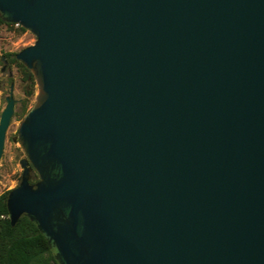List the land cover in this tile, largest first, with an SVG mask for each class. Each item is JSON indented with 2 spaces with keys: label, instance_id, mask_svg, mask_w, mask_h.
<instances>
[{
  "label": "water",
  "instance_id": "water-1",
  "mask_svg": "<svg viewBox=\"0 0 264 264\" xmlns=\"http://www.w3.org/2000/svg\"><path fill=\"white\" fill-rule=\"evenodd\" d=\"M0 18L36 37L15 55L37 92L12 224L56 264H264V0H0Z\"/></svg>",
  "mask_w": 264,
  "mask_h": 264
},
{
  "label": "rangeland",
  "instance_id": "rangeland-1",
  "mask_svg": "<svg viewBox=\"0 0 264 264\" xmlns=\"http://www.w3.org/2000/svg\"><path fill=\"white\" fill-rule=\"evenodd\" d=\"M36 37L31 32L20 30V27L11 24L0 25V114L6 105L5 97L8 95L9 85L13 83V96L16 99L14 106V115L6 131V137L3 146V152L0 157V195L15 187L21 178V161L26 158L21 144L13 141L17 136L20 121L23 118L21 111V100L25 97L24 89H34V94L29 97L28 109L34 102L37 92L36 84L31 85L24 77V70L16 63H6L5 71H1L3 62L1 58L6 53H17L23 48L32 45ZM12 77L8 79V73Z\"/></svg>",
  "mask_w": 264,
  "mask_h": 264
},
{
  "label": "trees",
  "instance_id": "trees-1",
  "mask_svg": "<svg viewBox=\"0 0 264 264\" xmlns=\"http://www.w3.org/2000/svg\"><path fill=\"white\" fill-rule=\"evenodd\" d=\"M1 24L6 23L0 18ZM20 30L25 31L20 26ZM16 53H6L4 60L16 63L24 70V77L34 86L35 80L30 71L15 58ZM25 97L21 102L23 115L28 110L29 97L34 94V89H24ZM38 179L37 173L31 168V180L33 183ZM10 190L0 195V264H56L49 249L48 242L41 235L37 227L25 215H21L12 224L8 218L6 198Z\"/></svg>",
  "mask_w": 264,
  "mask_h": 264
},
{
  "label": "flooded vegetation",
  "instance_id": "flooded-vegetation-1",
  "mask_svg": "<svg viewBox=\"0 0 264 264\" xmlns=\"http://www.w3.org/2000/svg\"><path fill=\"white\" fill-rule=\"evenodd\" d=\"M1 61L3 62V65L1 67V71L4 72L5 71V64L7 63L5 60H4V57L1 58ZM12 77V74L11 72L8 73V79H10ZM13 85V83L11 82L10 85H9V90H10V86ZM1 86V85H0ZM8 94H9V91H8ZM16 103V102H15Z\"/></svg>",
  "mask_w": 264,
  "mask_h": 264
},
{
  "label": "built area",
  "instance_id": "built-area-1",
  "mask_svg": "<svg viewBox=\"0 0 264 264\" xmlns=\"http://www.w3.org/2000/svg\"><path fill=\"white\" fill-rule=\"evenodd\" d=\"M14 26L16 27H20V24L19 23H12Z\"/></svg>",
  "mask_w": 264,
  "mask_h": 264
}]
</instances>
